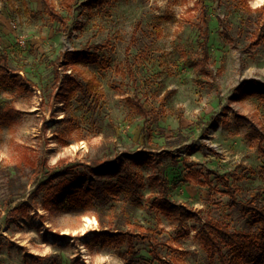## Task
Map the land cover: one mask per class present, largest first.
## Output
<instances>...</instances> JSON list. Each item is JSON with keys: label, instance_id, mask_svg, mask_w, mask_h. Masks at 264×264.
I'll use <instances>...</instances> for the list:
<instances>
[{"label": "rangeland", "instance_id": "374dc122", "mask_svg": "<svg viewBox=\"0 0 264 264\" xmlns=\"http://www.w3.org/2000/svg\"><path fill=\"white\" fill-rule=\"evenodd\" d=\"M50 1L65 24L42 0H0V264H221L203 247L209 220L258 229L243 203L264 189V0ZM74 51L107 67L74 70ZM141 152L138 204L120 187L70 211L67 187L47 205L61 174H89L84 188Z\"/></svg>", "mask_w": 264, "mask_h": 264}, {"label": "trees", "instance_id": "16d2710c", "mask_svg": "<svg viewBox=\"0 0 264 264\" xmlns=\"http://www.w3.org/2000/svg\"><path fill=\"white\" fill-rule=\"evenodd\" d=\"M44 11L49 17L60 23H66V19L62 17L50 0H42ZM257 14L259 21H262L263 29L259 31L257 42L259 43L264 38V5L254 10ZM208 21H204V26L201 29V35L204 38L203 47L207 49V43L209 41V29ZM94 48H99L94 47ZM206 52V51H205ZM206 58H208L206 52ZM65 63L67 66H72L74 70H78L80 66L100 65L107 67L105 62L100 61V57L96 53H90L86 51H74L67 52L65 54ZM82 87L84 86L81 84ZM248 86L247 84L244 85ZM96 84L93 79H89L84 87L85 94L94 90ZM138 110L141 113L145 121H149V117L152 115L150 111H146L143 106H138ZM157 116H153L151 122L157 121ZM243 121L245 118L241 117ZM147 140L150 139V133L145 134ZM264 152V147H263ZM146 161H149L147 153L141 152L136 155L122 156L113 162L105 163L102 166L95 168L92 172L95 177L84 188L79 184L83 183V180H87L89 174L76 171H69L62 175L69 174L70 177H66L64 180L59 181L57 184L48 187L47 205L52 202L57 194L63 193L67 187L71 192L68 198L73 201V206L70 211L84 212L85 206L79 202L80 197H89L101 202H105L107 195L114 191H119L120 187H125L126 194L132 200L133 203H139V194L142 187L140 176L134 166L143 165ZM54 176V179L60 177ZM53 179V180H54ZM158 183L159 179L156 178ZM50 183V182H49ZM162 188V184L160 183ZM264 189L255 192L247 202L243 203V210L252 217V224L258 225L257 230H231L228 226L221 224L215 220H209L205 227L200 231L204 250L208 253L210 260L216 258L219 259L221 264H264ZM157 205L159 208L173 215H182L186 217H192L194 214L183 206L172 203L166 198L158 200ZM46 205V207H47ZM110 238L114 236L108 233L97 235L96 238ZM131 249L134 248V236L129 239ZM227 248L228 252L224 253L223 248ZM160 264H164L163 260L159 258Z\"/></svg>", "mask_w": 264, "mask_h": 264}]
</instances>
